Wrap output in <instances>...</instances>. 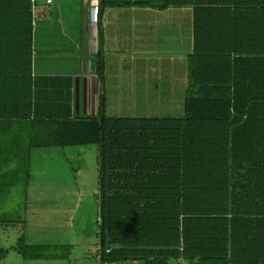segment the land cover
I'll return each instance as SVG.
<instances>
[{
  "label": "trees",
  "instance_id": "trees-1",
  "mask_svg": "<svg viewBox=\"0 0 264 264\" xmlns=\"http://www.w3.org/2000/svg\"><path fill=\"white\" fill-rule=\"evenodd\" d=\"M101 1L192 10L184 115L77 114L76 78L34 74L31 0H0V203L33 150L97 145L104 264H264V0Z\"/></svg>",
  "mask_w": 264,
  "mask_h": 264
},
{
  "label": "rangeland",
  "instance_id": "rangeland-1",
  "mask_svg": "<svg viewBox=\"0 0 264 264\" xmlns=\"http://www.w3.org/2000/svg\"><path fill=\"white\" fill-rule=\"evenodd\" d=\"M39 1V0H38ZM45 1V0H44ZM44 1H39L45 6ZM161 1V0H154ZM43 4V5H42ZM47 5V4H46ZM55 8V7H54ZM48 17V15L46 16ZM191 15L185 13L184 39L177 42L174 38L167 40L158 46L153 42V52H158L160 58L165 60L182 57L192 48V24ZM166 26L163 18L157 19ZM168 28L173 29L172 20L168 19ZM58 23L61 24L58 16L45 21L37 20V27L34 31L36 40L35 55H40L42 46L46 51H52L54 35ZM165 28V27H164ZM52 32L54 33L52 38ZM164 33H172L171 30ZM177 53V55H173ZM157 55H153L156 58ZM139 58V57H138ZM158 58V57H157ZM73 58H70L72 60ZM131 58H107L112 69L107 74L116 89L112 95H107V113L112 116H134V117H181L184 115L183 101L186 94L187 83L179 85L176 89L162 87L148 88L145 83H153L154 79L147 73L143 64L147 61H137L141 66L135 74L127 69L132 62ZM142 59V58H140ZM92 60V59H91ZM38 62L52 63V58H38ZM48 64V65H49ZM165 66V63H161ZM174 66V63H169ZM95 67H98L95 58ZM185 67L177 65L176 75L187 74ZM135 79H132V76ZM140 83L138 90L149 89L150 95L125 94L130 89L129 82ZM181 81V80H180ZM173 92V93H170ZM87 94L85 90V79L81 86L80 112L87 113ZM99 148L97 145L70 146L55 148H40L33 150L32 170L33 183L35 185V199L25 205L24 186L18 185L11 188L9 201L0 203V218L8 221L0 225V264H92L84 259L85 245L81 236L75 238V234L83 235L84 232L99 231L100 217L99 194ZM52 193L60 198L55 202ZM5 194V193H4ZM6 195V194H5ZM3 195V196H5ZM24 237V241H23ZM24 245L40 243L64 246L75 242L77 244L74 256L70 258L42 259L29 261L18 252L19 243ZM94 239L91 241L93 242ZM95 243H97L95 239ZM95 264H100L94 260ZM112 264H120L112 263ZM170 264H177L172 261Z\"/></svg>",
  "mask_w": 264,
  "mask_h": 264
},
{
  "label": "crops",
  "instance_id": "crops-1",
  "mask_svg": "<svg viewBox=\"0 0 264 264\" xmlns=\"http://www.w3.org/2000/svg\"><path fill=\"white\" fill-rule=\"evenodd\" d=\"M186 11L192 16V10L189 8L161 10L152 6H109L102 4L100 0L99 23L96 24L92 21L91 0H56L54 4L49 6L46 3L45 6H41L38 3V21H45L50 16L53 19L57 15L61 24L58 23L55 35L52 32V38L54 35L53 43L51 44L52 51H46L43 45L40 55H35L34 53V74L72 76L76 78V85L77 79H79V93H81V86L85 79V90L88 97L86 110L87 113L91 111L92 114L98 112L102 95H106V97L108 94L112 95L116 89L111 82V77L107 74V70L109 72L112 69L111 64L107 62V58H131L130 61L132 62L127 66V69L132 74H135L138 68L141 67L137 62L138 60L141 62L147 61L142 66H145L147 73L154 79L153 83H145L148 88L155 87L159 89L166 86L167 89H176L179 85L184 84L185 86L187 74L182 73L178 76L173 70H177L178 64L182 65V67L184 66L185 70H187L186 56L181 55L182 57H179V59L174 57V59L170 60L172 62H169V60L164 61V59L160 58L158 52H153V42H157V45L160 46L173 38L177 42L180 38L183 40L185 38L184 21ZM47 15L48 17H46ZM160 18H163L166 26L157 21ZM168 19L172 20L170 26L173 29L168 28ZM167 29L171 30L172 33H164ZM35 45L36 40L34 37V48ZM153 55H157L156 58H153ZM173 55H177V53ZM38 58H52V63L42 64V62H38ZM70 58L73 59L70 60ZM95 58H97L98 62L97 68L95 67ZM161 63H165V66H161ZM169 63H174V66L170 67ZM100 65L101 73L99 74L98 68H100ZM132 79H135L134 75ZM129 83L130 89L125 94L150 95L148 88L137 91V88H143L140 83H136V81ZM90 90H93L92 93ZM105 106L107 110V99H105ZM35 191L32 175L27 192L23 191L27 207L36 197ZM11 195L10 193L5 195L4 202L9 201ZM52 198L56 199L55 202L61 200L53 193ZM79 236L84 240V259L88 262L92 261V264H95L94 260L104 264L100 253V230L97 232L94 230L89 233L84 232L83 235L75 234V238ZM93 239L94 241L91 242ZM95 239L97 243H95ZM29 245L50 244L34 243ZM66 245L71 246L68 255V258H70L74 256L77 244L72 242ZM23 258L27 262L42 260L28 259L24 256ZM129 264L132 263L130 262Z\"/></svg>",
  "mask_w": 264,
  "mask_h": 264
},
{
  "label": "built area",
  "instance_id": "built-area-1",
  "mask_svg": "<svg viewBox=\"0 0 264 264\" xmlns=\"http://www.w3.org/2000/svg\"><path fill=\"white\" fill-rule=\"evenodd\" d=\"M46 4L52 5L55 0H45ZM32 2V10H33V26H36V22H37V7H38V0H31ZM99 11H100V0H91V12H92V21L96 24L99 23ZM110 250H108L109 252ZM101 258V256H100Z\"/></svg>",
  "mask_w": 264,
  "mask_h": 264
},
{
  "label": "water",
  "instance_id": "water-1",
  "mask_svg": "<svg viewBox=\"0 0 264 264\" xmlns=\"http://www.w3.org/2000/svg\"><path fill=\"white\" fill-rule=\"evenodd\" d=\"M80 88H79V79H77V85H76V113L79 114L80 113ZM87 91H88V88H87ZM93 90H90V92L92 93ZM86 114V113H85ZM119 263H122V264H129L130 262L129 261H122V262H119Z\"/></svg>",
  "mask_w": 264,
  "mask_h": 264
}]
</instances>
